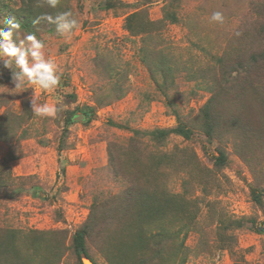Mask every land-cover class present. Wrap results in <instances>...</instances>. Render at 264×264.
Here are the masks:
<instances>
[{
	"label": "rangeland",
	"instance_id": "rangeland-1",
	"mask_svg": "<svg viewBox=\"0 0 264 264\" xmlns=\"http://www.w3.org/2000/svg\"><path fill=\"white\" fill-rule=\"evenodd\" d=\"M64 11L72 36L33 23ZM11 19L60 83L36 88L57 115L34 116L0 49V264H132L158 246L153 264H264V0H0Z\"/></svg>",
	"mask_w": 264,
	"mask_h": 264
},
{
	"label": "clouds",
	"instance_id": "clouds-1",
	"mask_svg": "<svg viewBox=\"0 0 264 264\" xmlns=\"http://www.w3.org/2000/svg\"><path fill=\"white\" fill-rule=\"evenodd\" d=\"M60 0H46L47 7L56 9ZM47 20L49 23L56 25V31L63 36L65 33H70L71 36L75 30L79 28V22L74 17L72 11L58 12L53 15L37 16L33 23H38L40 20ZM211 20L217 23L224 22V16L221 12L215 11L211 14ZM22 25L14 19L8 21V29H0V37L3 38V43H0V49L3 54L10 59L4 61V67L11 70L13 65L20 71L18 74H13V83L15 91L20 93L25 91L27 85L32 87L35 92L31 99V106L34 116L37 117H55L57 115V107L48 103H37L36 88L43 91H52L56 89L60 83V76L55 72L54 65L51 62H45L42 58L41 49L44 47L43 42L34 34H28L26 40L30 42V55L34 61L29 64V52L16 47L11 43L13 32H19ZM26 80V83H25Z\"/></svg>",
	"mask_w": 264,
	"mask_h": 264
},
{
	"label": "trees",
	"instance_id": "trees-1",
	"mask_svg": "<svg viewBox=\"0 0 264 264\" xmlns=\"http://www.w3.org/2000/svg\"><path fill=\"white\" fill-rule=\"evenodd\" d=\"M137 18V15H131L130 17H128L127 19V27L132 29L133 28V24H134V21L136 20ZM253 62H256L253 61ZM225 161V156L223 153L220 154V156L217 158L216 162L218 165L220 164H223V162ZM134 197V194L131 192H129L127 194V200L129 201H133ZM122 198V197H121ZM135 205V204H134ZM130 208V206H129ZM129 208H126V211H127V215L124 216V220H127V219H130V216L133 217L134 215L132 213H129ZM141 210H140V218H144L143 216L145 215L144 211L145 210H148V209H144V207H140ZM155 209V208H154ZM144 210V211H143ZM150 210H153V208ZM143 211V212H141ZM157 213H159L157 211ZM138 216H134V218H137ZM122 220V221H124ZM88 229H83L81 231H79L75 236H74V239H73V242H74V248H75V252H76V255L78 256V258L81 260V256L82 255H86L87 254V246H86V237L87 235L89 234L88 233ZM152 239L154 240V237H152ZM164 249L162 248L161 246H158V247H155L153 248V250L151 251L150 254H139L138 253L135 255V259H134V262L132 264H153V259L152 257L155 255V253H158L159 252V249Z\"/></svg>",
	"mask_w": 264,
	"mask_h": 264
},
{
	"label": "water",
	"instance_id": "water-1",
	"mask_svg": "<svg viewBox=\"0 0 264 264\" xmlns=\"http://www.w3.org/2000/svg\"><path fill=\"white\" fill-rule=\"evenodd\" d=\"M87 264H92L91 262H87Z\"/></svg>",
	"mask_w": 264,
	"mask_h": 264
}]
</instances>
